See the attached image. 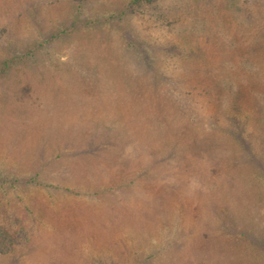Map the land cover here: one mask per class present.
Masks as SVG:
<instances>
[{"label":"rangeland","instance_id":"374dc122","mask_svg":"<svg viewBox=\"0 0 264 264\" xmlns=\"http://www.w3.org/2000/svg\"><path fill=\"white\" fill-rule=\"evenodd\" d=\"M226 1L0 0V264H264V0Z\"/></svg>","mask_w":264,"mask_h":264},{"label":"trees","instance_id":"16d2710c","mask_svg":"<svg viewBox=\"0 0 264 264\" xmlns=\"http://www.w3.org/2000/svg\"><path fill=\"white\" fill-rule=\"evenodd\" d=\"M76 1H79V3L80 4H82L83 2H84V0H76ZM139 1L140 0H133V2H131V3H129L128 4V7L126 8V11H124V13H123V15H126V13L128 12V10H130V7H131V5H133V4H138L139 3ZM145 1H147V2H150L151 0H145ZM232 2L231 3V6H232V8H231V13L232 14H234V15H236L235 13L236 12H240V13H242V12H246V14H247V16L248 15H250V10L251 9H247V10H244V9H240L239 7V5H244V4H247L248 5V3L247 2H251L250 0L249 1H246V0H243V1H241V0H227L226 1V5H229V2ZM239 8V9H238ZM222 9H223V7H222ZM221 9V10H222ZM37 24V26H38V23H35V25ZM92 24H95V23H92ZM78 29V27L77 26H75L73 29ZM229 28H231V29H234L235 28V25H230V27ZM76 29V30H77ZM217 31V30H216ZM64 34H66V33H64ZM50 39H53V37H49ZM49 41V39H47L46 41H45V43L44 44H46L47 42ZM38 46H40V47H42L43 46V44H39ZM36 48L33 50H29V51H27V52H25V53H23L22 54V56L21 57H12L11 59H8L5 63H4V65L2 66V72L1 73H3V74H6V75H8V74H11L12 72V69H13V62L16 60V59H20L19 61H21V62H23V63H32L31 61L32 60H35V58H36ZM247 77V76H246Z\"/></svg>","mask_w":264,"mask_h":264}]
</instances>
